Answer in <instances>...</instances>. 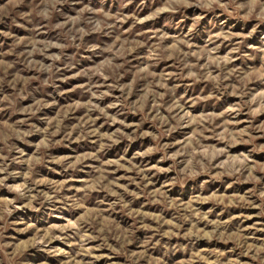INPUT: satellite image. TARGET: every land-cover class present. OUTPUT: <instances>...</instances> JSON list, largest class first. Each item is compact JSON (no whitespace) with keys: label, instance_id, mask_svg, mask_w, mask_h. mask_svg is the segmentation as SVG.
Wrapping results in <instances>:
<instances>
[{"label":"rangeland","instance_id":"374dc122","mask_svg":"<svg viewBox=\"0 0 264 264\" xmlns=\"http://www.w3.org/2000/svg\"><path fill=\"white\" fill-rule=\"evenodd\" d=\"M0 264H264V0H0Z\"/></svg>","mask_w":264,"mask_h":264}]
</instances>
